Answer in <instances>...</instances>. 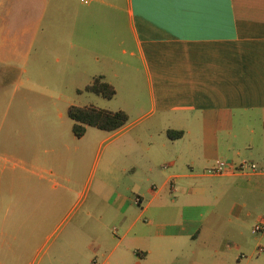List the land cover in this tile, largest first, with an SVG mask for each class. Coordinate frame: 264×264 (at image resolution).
Here are the masks:
<instances>
[{
  "label": "crops",
  "instance_id": "obj_1",
  "mask_svg": "<svg viewBox=\"0 0 264 264\" xmlns=\"http://www.w3.org/2000/svg\"><path fill=\"white\" fill-rule=\"evenodd\" d=\"M96 77L120 105L69 100L97 94L86 89ZM0 83L24 89L0 94L1 236L10 216L42 211L29 206V179L50 182L38 156L60 140L57 125L45 138V116L67 115L72 130L75 105L127 114L101 168L119 181V256L200 263L249 248L244 229L264 214V0H0ZM8 149L20 163H6ZM217 160L259 170L207 173ZM177 206L188 211L173 219Z\"/></svg>",
  "mask_w": 264,
  "mask_h": 264
},
{
  "label": "rangeland",
  "instance_id": "obj_2",
  "mask_svg": "<svg viewBox=\"0 0 264 264\" xmlns=\"http://www.w3.org/2000/svg\"><path fill=\"white\" fill-rule=\"evenodd\" d=\"M23 92V87L18 84L0 83V94H6L7 98ZM69 100L75 104L88 102L107 108L121 103L119 96L105 99L90 92L82 95L72 92ZM45 117L48 122L43 131L45 138L50 135L55 140L57 125L60 140L57 144L50 141L46 144L47 149H42L38 156L49 171L50 182L36 186V182L29 179V190H33L28 199L29 206L38 203L42 211H29L26 220L20 218L19 213L10 216L7 234L0 235V264H159L158 256H119L121 234L114 202L119 181L104 179L101 171L107 152L106 137L112 130L91 127L85 137L78 138L71 130L67 115L63 119L56 113ZM93 132L101 135L94 136ZM103 139L106 140L102 142ZM8 151L6 163H20L19 155L16 156L14 150ZM36 192H42L37 197L38 202ZM167 198L168 201L175 198L173 190H167ZM50 207H53L52 212ZM172 209L173 219L179 218L182 211H188L182 206ZM2 217L0 213V223ZM244 233L250 241L247 250H229L228 256L222 257L209 253L201 256L200 263L191 256H166L162 264H264V251H258L259 246L264 248V232L251 234L247 228Z\"/></svg>",
  "mask_w": 264,
  "mask_h": 264
},
{
  "label": "trees",
  "instance_id": "obj_3",
  "mask_svg": "<svg viewBox=\"0 0 264 264\" xmlns=\"http://www.w3.org/2000/svg\"><path fill=\"white\" fill-rule=\"evenodd\" d=\"M86 89L105 98H112L115 95V88L96 77L92 84L86 86ZM68 115L74 120L72 126L73 133L80 137L85 132V125H91L104 130H114L121 127L127 121V114L123 110L111 111L107 109L97 108L95 106L80 107L71 105L68 108ZM181 131H167L170 138L178 137Z\"/></svg>",
  "mask_w": 264,
  "mask_h": 264
},
{
  "label": "built area",
  "instance_id": "obj_4",
  "mask_svg": "<svg viewBox=\"0 0 264 264\" xmlns=\"http://www.w3.org/2000/svg\"><path fill=\"white\" fill-rule=\"evenodd\" d=\"M259 167L256 163L247 160L241 161L238 164L226 160H217L210 167L207 168L206 172L211 174H229V173H249L258 171ZM252 232L254 234L264 232V215L261 216L253 225ZM259 252L264 251L262 246H259Z\"/></svg>",
  "mask_w": 264,
  "mask_h": 264
}]
</instances>
